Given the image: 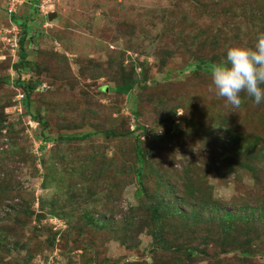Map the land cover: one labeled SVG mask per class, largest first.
Masks as SVG:
<instances>
[{
    "label": "rangeland",
    "instance_id": "374dc122",
    "mask_svg": "<svg viewBox=\"0 0 264 264\" xmlns=\"http://www.w3.org/2000/svg\"><path fill=\"white\" fill-rule=\"evenodd\" d=\"M14 16L27 23L25 62L32 68L20 63L22 28ZM261 17L264 0H26L12 16L0 0V264L143 260L154 225L129 213L150 206L136 196L131 153L137 136L146 139V163L159 167L166 181L174 184L193 168L191 194L164 199L169 209L180 206L193 219L166 217V240L198 246L192 264H264L263 131L239 119L237 126L225 122L222 110L230 105L210 91L211 75L195 71L201 60H224L229 46H254ZM19 77L39 82L28 106L17 101ZM131 79L141 82L129 96L118 94L117 85ZM239 108L264 111V102ZM39 121L52 138L92 136L61 146L51 141L42 149ZM138 124L155 135L169 133L170 141L149 139L140 130L124 137ZM105 131L123 136L110 138ZM234 131L260 139L261 153L250 165L225 167L221 177L205 161V146ZM160 178L151 177L155 187L164 182ZM197 202L205 203L201 221L194 216ZM52 210L73 216H52ZM224 214L235 219L225 224Z\"/></svg>",
    "mask_w": 264,
    "mask_h": 264
},
{
    "label": "trees",
    "instance_id": "16d2710c",
    "mask_svg": "<svg viewBox=\"0 0 264 264\" xmlns=\"http://www.w3.org/2000/svg\"><path fill=\"white\" fill-rule=\"evenodd\" d=\"M14 21L18 26L22 28V37L20 40V63H24L22 66L23 68H32V64L30 62H25V59L27 57V54L24 50V45L26 41V37L29 34V29L27 27L26 22H22V20H17V16H14ZM238 18V17H236ZM247 19H250L252 22H254V18L248 17ZM261 27L259 30L264 32V17H261ZM258 30V31H259ZM223 60H217L216 58H213V61H206V60H201L198 66L195 68V71L199 70H205L209 75L211 67L219 63ZM22 68V69H23ZM141 81L139 80H128L125 81L124 83L117 85L116 91L118 94L124 95V96H129L130 93L136 88V86L140 83ZM39 85L38 81H33L31 79L28 80H22L21 77H19L16 81V86L18 87V93L21 92L24 94V99L22 103H25V105L28 106L29 103V98L31 97V94L36 90L37 86ZM262 88H264V85H261ZM241 99H242V104L241 107H245V102H252L254 103V98L247 96L246 93H241ZM223 113H226L229 118L223 116V120L233 126H237L236 122L234 119H239L242 122L246 123L247 125L251 126L252 124L258 125L259 127L261 126V130L263 131V141L259 140H249L247 136H240L238 134L239 132L234 131L233 134H231L230 139L227 136H222L219 140H213L211 139L208 140L209 145L205 146L206 148H209L207 151L209 156H206V160H209L208 164L210 166V169L212 171H216L221 177H223V172L225 170V167H236L240 165H245L246 162L250 165L253 161L258 160V154L261 153V143H263L264 146V111L259 108H253L249 109L248 111L244 110V113L241 112V108H233L231 106H228L226 110H222ZM86 115H84L85 117ZM134 119L139 118V114L135 112L133 114ZM36 117V116H35ZM37 118V117H36ZM41 121L40 118H37ZM39 121V126L42 131L40 132V137L42 138V149H45L47 144L50 143L51 141L55 144L64 145L66 143H70L73 141H85L89 137H91V134H86L83 136H74V135H67V134H60L58 138H52L48 136L45 132L48 129V125L45 122H40ZM63 121V119H62ZM41 126L43 128H41ZM232 126V127H233ZM170 130L175 132L177 128L174 126L170 125L169 126ZM233 129L236 128H231V130H228L227 133L232 132ZM140 130L142 131V135H147L149 139H157L158 141H170V134L166 137L164 136H159L154 134L153 131L147 132V127L144 124H138L136 125V130L128 131L124 133V137H127L128 135L132 134L133 132ZM104 134L107 137L110 138H120L123 135L118 134L117 132H112V131H105ZM179 133L176 132V135ZM223 140H225L223 142ZM141 138L137 136L135 146L132 150L131 153V165L134 171V176L136 178V181L138 183V189H137V198H143V196L146 197V201L150 203L149 205L142 204L138 207H132L129 210V213L132 214L136 218L137 213H141L140 215L142 218L147 222L149 225H154V228L152 229V243L150 244L149 250L146 251L145 258L139 262L134 261V264H187V261L182 262L187 258L191 262L189 264H192V261L194 257L199 255L200 249L198 246H195L193 244L188 243L185 241L186 239H183L182 241H179L178 243L173 244L170 243L169 241L166 240L167 238V228L166 225L167 222H164L166 217H171V218H177V216L180 215V217H183L184 219L191 220L193 217L190 215H187L186 211L182 209L180 206H172L171 209L168 208L169 203H164V199H166V196L169 197V199L174 195V193H180V194H185L186 196H189L188 194H191V189L193 188V184H195L193 178V168L192 167H187L184 169L182 172H180V176L178 181L176 183L172 184L167 180L166 175L161 174L160 172L158 173V168L154 167L151 164L146 163L147 161V153H146V148H145V142H142ZM228 141V143L226 142ZM260 141V142H259ZM53 147V146H52ZM55 149V148H53ZM59 149V148H58ZM57 154V153H56ZM200 161V160H199ZM193 166L194 164L196 165L197 160H193ZM47 167V165H46ZM49 168V167H48ZM52 173H57V168L56 165H52ZM55 168V170H54ZM257 169V168H256ZM256 169H252L250 171H255ZM125 169L121 168V171L123 172ZM159 174L161 175V181H164L160 185L155 187V184L151 177L158 178ZM181 182H180V181ZM191 182V183H190ZM155 187V188H154ZM160 187H164L165 193L159 192ZM1 194V191H0ZM165 194V195H164ZM112 200V196H110ZM168 199V200H169ZM183 203V198L179 199ZM0 204H2V196H0ZM198 208L195 213V220L201 221L202 220V211L204 210L205 203L200 202V204L197 202ZM146 209V210H143ZM256 208H252L250 212L255 211ZM148 210V212H146ZM52 213L48 211V213L52 216H58V217H72L73 213H63L61 211L57 210H52ZM44 213V212H43ZM146 214L148 216H146ZM46 215V214H45ZM86 217L89 219L91 224L97 225L99 227V224H95L98 221L97 218H95L94 213L89 211H85ZM234 216L231 214H224V216L221 218V221L224 222L225 224L228 223L229 220H234ZM159 220H162L163 223L159 224ZM108 223L107 221H105ZM145 225V224H144ZM147 227V225H145ZM227 227V226H226ZM225 229V228H224ZM236 228L235 227H227L225 231H234ZM237 230V229H236ZM57 234V233H56ZM203 237V236H200ZM124 243L126 242V239L123 240ZM127 245V244H126ZM243 255L246 254V252H242ZM177 255L176 257H179L176 262L174 263L173 260H175L174 257L172 260H170L168 263L167 260L169 259L170 255ZM2 264V263H1Z\"/></svg>",
    "mask_w": 264,
    "mask_h": 264
},
{
    "label": "clouds",
    "instance_id": "9594fccd",
    "mask_svg": "<svg viewBox=\"0 0 264 264\" xmlns=\"http://www.w3.org/2000/svg\"><path fill=\"white\" fill-rule=\"evenodd\" d=\"M212 87L218 98L238 109L242 104L241 93L254 98L259 105L264 102V32L254 46L233 45L226 50V58L211 69Z\"/></svg>",
    "mask_w": 264,
    "mask_h": 264
},
{
    "label": "built area",
    "instance_id": "2783aa9c",
    "mask_svg": "<svg viewBox=\"0 0 264 264\" xmlns=\"http://www.w3.org/2000/svg\"><path fill=\"white\" fill-rule=\"evenodd\" d=\"M6 2H7V12L10 14V16H12L17 14L19 8L26 2V0H6ZM13 40H14V44L12 46L17 48L19 40H17L16 37H14ZM23 99H24V94L19 92V94L17 95L18 103L23 102Z\"/></svg>",
    "mask_w": 264,
    "mask_h": 264
},
{
    "label": "water",
    "instance_id": "95a60500",
    "mask_svg": "<svg viewBox=\"0 0 264 264\" xmlns=\"http://www.w3.org/2000/svg\"><path fill=\"white\" fill-rule=\"evenodd\" d=\"M49 15H50V14H49ZM49 18H51V16H50Z\"/></svg>",
    "mask_w": 264,
    "mask_h": 264
}]
</instances>
